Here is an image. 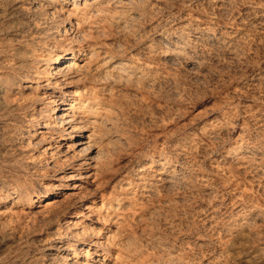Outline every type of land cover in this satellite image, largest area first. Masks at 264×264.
Wrapping results in <instances>:
<instances>
[{"label": "rangeland", "instance_id": "374dc122", "mask_svg": "<svg viewBox=\"0 0 264 264\" xmlns=\"http://www.w3.org/2000/svg\"><path fill=\"white\" fill-rule=\"evenodd\" d=\"M94 1L87 0L93 7L83 13L92 20L87 28L83 17L72 19L66 8L54 10L61 14L56 15L48 9L32 11L27 0H0V88L11 77L21 81L32 68L29 54L66 47L69 32L54 39L58 17L89 33L95 29L88 35L94 37L89 45L97 56L80 65L86 63L83 75L91 86L101 79L99 87H111L104 102L109 121L95 131L98 152L91 155L103 170L100 189L81 184L77 191L68 189L72 182L60 172L87 154L75 156L71 145L62 143L49 150L52 159L38 161L50 140L21 136L46 119L43 105L34 95L28 98L29 91L20 95L1 89L0 188L6 189L12 178L24 184L23 190L34 188L40 198L52 185L64 189L54 199L36 198L41 207L31 210L15 207L17 199L0 201V264H58L61 255H67L64 264L72 263L70 252L76 248L71 251L67 244L81 232L72 221L89 207H100L101 195L120 200L129 264H253L255 259L260 263L254 264H264V0H136L129 16L112 19L106 2L97 6ZM101 4L106 12L95 17ZM120 16L127 19L115 24ZM103 19L107 30L99 28V33ZM182 48L175 60L168 59L166 51ZM108 56L127 61L130 74L101 77L100 61ZM233 145L243 148V161L251 160L260 170L237 166L238 155L227 153ZM151 156L155 163L148 168L145 160ZM165 163L174 170L169 183L159 165ZM128 172L135 185L125 190L122 179ZM88 225L85 242L96 241L100 225ZM78 258L84 261V252Z\"/></svg>", "mask_w": 264, "mask_h": 264}, {"label": "bare ground", "instance_id": "6f19581e", "mask_svg": "<svg viewBox=\"0 0 264 264\" xmlns=\"http://www.w3.org/2000/svg\"><path fill=\"white\" fill-rule=\"evenodd\" d=\"M27 1L30 4V8L32 9V11L48 9L50 11L53 10V12H55L54 10H56L57 8L61 9V11L66 8L65 11H66L67 16H69V14L71 13L72 19H74V20H78V19L83 17L82 20H80L82 23L81 22L80 23L84 24V25H88V26H86L87 28L92 27V26H89V23L92 22V20L89 18L88 15H87L88 17L85 16L86 15L85 11L88 8L93 7V6H90V3H89V5L87 4V0H27ZM100 1H104V4L106 2V7L110 8L111 11H114L112 13L109 12L111 15L108 14V16L111 19H112V17L116 18L117 14L128 15L129 12L131 13L132 10L134 11V6H135V2H136V0H95L93 2V4L95 3V5L98 6V4H96V3L100 2ZM102 5L103 4L99 5L98 9H96L97 10V11H95L96 15L93 14V15H95V17L98 15L100 16V14H102L103 12H106V10L104 9L105 6H102ZM94 8H96V7H94ZM110 9H108L107 11H109ZM53 12L51 13V15L52 14L54 15ZM57 13H58V15H61V14H59V12H57ZM57 13H56V15H57ZM63 13L65 14V12H63ZM49 14H50L49 12H48V14L46 13V17ZM78 16H80V17L78 18ZM124 17L126 18V16H124ZM124 17L118 18L119 20L116 19L118 21L117 23L114 20H112V21L115 22V24H118V23H120V19H122V18L124 19ZM63 20H64V18L62 19L61 17H60V19H59V17H58V19L56 18L55 19L56 24L54 25V27L55 26L56 27L53 28V26H52V28L54 29L52 31L56 35V37H54V39L60 38V36L65 35L67 32H69L71 34L72 37L66 38L64 40V42L66 43V45H65L66 47L63 49H60V50H56V51H48L47 50V52L44 55L43 54L42 55L41 54L40 55L35 54L34 52L31 53V55L30 54L28 56L25 55L27 62L32 64V68H29L28 71L25 72V74L23 75L20 82L9 81L12 79V77H11V79L9 78V80H6L4 83V87L0 88V95L2 93L5 94L4 92H2L1 89H6L10 93H13V94L19 93L20 95L24 94L26 91H29V92H26V93H28L27 94L28 98H29V96L34 95L35 96L34 98L36 100H38V102L40 101L39 105H41V106L43 105L42 107H44V108H42V110H45V112L47 113V115L45 116L46 119L41 124L36 123L35 126L28 127L27 130L24 132V135L21 136V138L26 140L29 137H33V136L37 135V136H40V138L45 136V138H48L50 140V142H51L49 144L50 146L43 149L37 155L38 161L41 160L42 156L45 158L47 156H50V158L52 159L53 153L49 152V150L54 149V148L55 149L58 148L57 146H61L62 143L63 144L69 143L71 145L70 146L71 149H73V153L75 156H80L83 153L86 156V154H87L86 158H83V159L81 158V159L74 161L72 164L65 167L64 170L60 173H63L65 176H67L69 181L72 182L71 185L67 186L68 189H76V191H77L78 189H81L83 187V186L81 187V184H85V185L88 184V185H94L95 190H96L100 187L99 183L97 184V181H98V178L102 177V175H100L102 173V172L100 173V170H102V169H98L99 166H97V165H99V164H97L98 162L95 163L96 158L94 159L93 157H91V155H93V153H95V151H96L95 155H97V152H98L97 148H96V144H97V135L96 134L97 133L95 131L97 129H99L100 126L105 125L109 121V117L107 115L108 114L107 112L109 111V109L107 108L108 111H106V108L104 106V102L105 101L107 102V100H105L106 99L105 96L109 95L108 93L111 89V87H108V86L107 87H104V86L99 87L98 85L101 84V81H100L101 77H105V76L106 77H110V76L112 77L113 76L114 79L116 77L120 78V76L125 77L126 76L125 73H127V69L129 67H128L127 61H124L121 58L116 59V57H113V56H110V57L108 56L107 58H104V60L100 61V62H103V61L104 62L100 63L99 68H100L101 77L99 78L100 80H98L99 83L97 84V87L94 86L95 88H98V89H95L93 86H91V83L89 82L90 80L88 81V77H86V75H83L84 73H86L85 72V70H86L85 65L87 63L86 60H93V58L95 56H97L96 51L93 50L92 44H91V46L89 45L90 42L94 40L93 39L94 37H92L91 35H88L89 29H83L82 30L83 27L80 28L82 25L80 26L76 22H75L76 24H73V23L71 24V21H69V20L63 21ZM107 21H108L107 19H103L102 22L99 23V25H97L98 27L96 28V30L98 32L101 28H103L102 30H100L102 32H103V30L105 31V29L107 30V28L104 29V27H106L105 24H107ZM129 21H130V18H129ZM129 21H126V22H129ZM124 22L125 21H123L121 23L124 24ZM65 24H66V27L69 26L68 29L65 27ZM108 24L110 25V23H108ZM124 27H126V25ZM62 29H63V32H61ZM91 30L92 29H90V33H91ZM93 30H95V29H93ZM48 31L52 32L51 29ZM93 32H96V31H93ZM99 33H101V32H99ZM102 34H101V36H102ZM97 35H100V34H97ZM99 37H97V38H99ZM63 38H65V37H63ZM61 43H62V41H61ZM53 44H56V43H53ZM61 45L63 46V43ZM144 48H146L150 51L151 45H147ZM165 49H167V48L165 47ZM165 49H163V50H165ZM179 50H177V51H174V50L166 51L165 50L166 52H169V53H167L169 56L168 59L170 58V60L171 59L175 60L176 57L180 55L181 51L183 52V48L179 49ZM164 54H166V53H164ZM181 56H183V55H181ZM84 61L86 63L83 65H80V63L81 62L83 63ZM17 67H19V66H17ZM145 76H143V77H145ZM122 77H121V79H122ZM105 79L106 78H104L103 81ZM142 79H144V78H142ZM107 91H108V93H106ZM24 95H26V94H24ZM2 96H4V95H2ZM5 103H6V101H5ZM5 105L7 106L8 104H5ZM3 106L4 105L2 104V107ZM45 112H44V114H45ZM39 113H41V111ZM42 118H44V117H42ZM44 140L45 139L40 140L41 144H42V141H44ZM43 146L44 145H42L41 148ZM79 147H81L80 151L77 149ZM247 147H245V148H247ZM250 148H252V147H250ZM242 152H243V148H241V147L239 148L237 146L235 147L234 145L232 148L227 149V153H234V154L238 155L237 158L235 157L237 166L245 167L243 165H247L248 167H250V166L253 167V170H260L259 167H254L255 165L253 166L250 163L251 160L250 161H247V160L243 161L244 157L242 156V154H243ZM144 160H145V158H144ZM145 161L148 164V165L146 164L148 168H150V165L155 163L153 161L152 156L146 158ZM157 163L158 162H156V164ZM101 165H104V164H100V166ZM159 165L161 166L160 169L163 171V175H165L166 178H168L166 180V182L169 183L171 178H174L173 177V171L174 170H172L170 168L167 169L165 167L166 163L165 164H159ZM104 167H105V165H104ZM138 168H143V167L141 166ZM140 170L143 171V169H139V171H137L138 174L143 173ZM144 170H146V167ZM138 174H135V175H137V177H138ZM129 175H130L129 172L125 173L123 175L122 183H124V185L127 186L126 188H128L125 190H129L130 188H132L135 185L134 176H129ZM45 177H46V174L44 176L42 175V178H45ZM16 182H19V181H16ZM16 182L14 181V179L11 178L8 182V186L6 187V189L0 188V201H4L7 203V201H9V200L17 199L16 202L13 203V205H15V207H16V205H19V207H23V209H26V210H31L32 208H35V207H41V205H39V203L41 201H44L46 199H54L58 195L62 194L61 191H62V189H64L63 186H60L58 184L52 185L45 192L42 193L43 197L40 198L39 196L41 194L36 193L34 188H32L29 191L23 190L24 184L16 183ZM140 185H143V187H144L145 184H140ZM122 187H124V186H122ZM119 188H121V187H119ZM36 198H39L40 202L35 200ZM93 200H95V196H94ZM99 201H100V207L91 206L87 209V213L84 214L83 217L78 218L74 222L72 221L71 225L73 227L78 228V230H81V232L76 235V238H74V240L72 241L73 243H71V244L66 243L67 246L70 248V250H71V248H76V250H74V251L71 250L72 252H70V254H72L74 257L73 261L70 260V261H72V263L68 262L65 264H110L111 262H112L111 264H129L130 263L129 257L125 256V254L123 253V249L125 247L124 242H123V234L125 231H124V228L120 222L122 219L121 213L119 212L121 210L120 209V204H121L120 200L118 197L106 199V198H103V196L101 195ZM121 202H122V200H121ZM46 203L44 204V206H46L48 208L49 207L48 204H51V203H49V202H48V204H46ZM23 209H22V211H23ZM4 213L6 214V211H4ZM28 213H30V212H28ZM23 214H24V212H23ZM90 215H94V217H96L95 218L96 222H94L93 219L88 220V221L85 220ZM88 223H98L100 225V227L97 230V233L95 231L96 236L94 235V238L97 237V238H95L96 241L94 240L93 242H85V238H86L87 232H88V227L90 226V225H88ZM110 224H112V225H110ZM91 231L92 230H90V232ZM92 233H94V232H92ZM61 234L62 233H59L60 238H62ZM57 239H59V238H57ZM77 248L79 249L78 250L79 252H84V261L79 262V258H78L79 252L77 251ZM56 249H61L59 251H64V248H61V247L56 248ZM55 251L57 252L58 250H55ZM124 251L126 252V250H124ZM57 256H58V254H57ZM66 256L61 255L59 257V261H57L58 264H64V262H66ZM92 256H95V258H91ZM251 256L252 255H250V257ZM262 257H264V256H262ZM248 258H249V256H248ZM259 258H261V257H259ZM53 260L55 261L57 259L52 257V259H50V261L53 262ZM246 260H247L246 257L243 258V262H245ZM252 260H254V258ZM133 261H134V259H133ZM254 261L252 262L253 264H254ZM256 261H259V263H260V260L257 259ZM51 264H54V262ZM138 264H141V263H138Z\"/></svg>", "mask_w": 264, "mask_h": 264}]
</instances>
